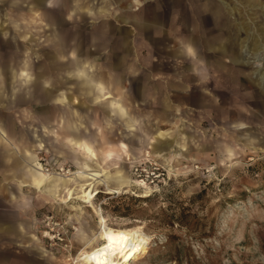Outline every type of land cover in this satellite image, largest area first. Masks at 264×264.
<instances>
[{"label": "rangeland", "instance_id": "rangeland-1", "mask_svg": "<svg viewBox=\"0 0 264 264\" xmlns=\"http://www.w3.org/2000/svg\"><path fill=\"white\" fill-rule=\"evenodd\" d=\"M157 1L95 0L93 7L106 8V14L95 18L82 7L65 21L61 33L76 29L87 35L102 21L121 26L116 17L123 13L149 16ZM170 1L177 22L187 19L188 0ZM230 1L225 4L232 13L246 14V19L239 21L245 27V34L239 36L240 67L227 57L220 59V69L206 71L199 66L198 74L207 77L198 84L193 74L184 90L175 88L179 96L169 94L177 110L169 118H157L153 102L148 111L134 108L132 135L126 136V128L95 106L82 113L88 127L80 131L98 157L107 151L119 153L114 160L116 168L104 162L101 166L106 174L118 170L124 184L102 176L94 181L88 177L83 184L75 162L98 168L96 162L77 148H71L72 154L67 150L61 153V129L56 123L53 148L47 130L34 127L42 144L36 162L45 174H58L63 180L60 184H66L56 196L32 193L37 203L38 244L53 264H81L75 260L82 250L101 246L102 226L123 231L136 246L126 264H264V84L259 82L254 63L264 64V9L243 8ZM19 5L14 9L0 1V62L20 60L32 53L29 61L34 70L44 55L52 54L44 12H55L57 6L49 4L43 10L29 3ZM227 21L232 26L238 22L234 16ZM174 28L177 40L183 30L177 23ZM147 40L133 47L140 70L152 69L151 81L160 88L179 82L173 73L183 61L164 58ZM200 90L207 100L188 98L198 97L194 94ZM59 91L77 95L73 83ZM78 101L75 97V106ZM6 113L21 129L40 124L46 115L45 107L35 104L13 106ZM158 130L166 134L162 139L173 140L172 148L162 155L151 149ZM82 188L85 192L90 189V203L80 197Z\"/></svg>", "mask_w": 264, "mask_h": 264}, {"label": "crops", "instance_id": "crops-1", "mask_svg": "<svg viewBox=\"0 0 264 264\" xmlns=\"http://www.w3.org/2000/svg\"><path fill=\"white\" fill-rule=\"evenodd\" d=\"M94 1L79 0L74 3L76 9H71L67 16L65 15V21L67 22L69 14L76 13L82 7L86 13L92 14L95 18L106 14V8L99 7L96 10L93 7ZM182 1L175 0V2ZM225 1L188 0L190 6L188 17L177 22L178 18L172 13V2L158 0L154 3L149 16L123 13L116 17V21L121 26L102 21L97 26H93L87 35L77 31V49H67L62 55L58 53L51 39H48L52 54L44 55L43 60L34 70V65L29 61L33 58L32 53L29 57L20 59L21 66L10 69L11 84L14 87L12 86V89L9 87V90H7L6 74L2 75L3 70L0 65V264H53L49 254L38 244L37 203L32 193L38 191L45 195L56 196L59 194V189L65 188L66 184L64 182L60 184V181H63L60 177L45 175L40 171L39 163L36 162V151L42 148V144L37 132L33 130L34 127L36 131L47 130L52 138L53 148L56 123L61 129V153L64 154L67 150L72 154L73 149L77 148L85 157L96 162L98 168H91L85 162H75L77 168L81 169L79 174L84 178L83 184L88 177L82 172L95 173L105 177L104 180L109 179L124 184L126 181L119 175L118 170L106 174L101 166V162H104L113 164V168H116L114 160L119 153L107 151L102 158L98 157L80 131V128L86 130L88 127L82 113L86 112L88 106H95V109L105 117L113 119L116 124L126 128V136L132 135L136 123V117L132 114L134 108L139 107L142 111H148L149 105L153 102L156 117L169 118L176 110L169 94L171 92L175 94L174 96L179 94L175 90L176 87L181 91L184 90L193 74L197 75L194 81L201 84L207 77V74H198L201 67L206 71L220 69L222 68L220 59L225 57L240 67L237 52L242 48H240L239 36L245 34V27L240 26L239 21L246 19V14L232 13ZM233 2L243 8L252 5L255 9H264V0H233ZM57 3L58 0L55 2L48 0L46 8L49 4L57 6ZM232 16L238 20L234 26L227 21ZM176 23L180 27L179 30L181 28L183 30V34L181 32L177 40L174 33ZM14 24H17L15 20ZM129 27L134 33H131ZM214 29L217 30L216 33H213ZM67 33L61 34L65 36ZM148 38L151 40L153 50L160 52L164 58L183 61L181 68L173 73L174 78L179 79L176 84L168 82L165 87L160 88L151 81L152 69L140 70L134 59L133 47L142 40L148 41ZM189 48L194 55H189ZM52 55H56L57 64L62 65V68H56L50 62ZM60 59L65 61L60 62ZM70 61H75L73 67H65ZM255 62L259 82L264 84V64H260L258 60ZM81 72L83 76L80 75ZM45 83H49L50 86L45 87ZM68 83L74 84V92L77 95H64L59 91ZM194 95L198 97L188 95V98L198 101L207 100L201 90ZM75 97L79 100L76 106L73 103ZM33 104L45 107L46 115L40 124L37 122L32 128L21 129L12 116L6 115V111L13 106ZM157 118L155 120H158ZM238 127L241 128L243 125L239 124ZM165 135L158 130L153 140L162 139ZM122 149L124 151L123 145ZM123 151L120 156H123ZM110 190L118 189L110 188ZM67 191H70V188L66 189Z\"/></svg>", "mask_w": 264, "mask_h": 264}, {"label": "water", "instance_id": "water-1", "mask_svg": "<svg viewBox=\"0 0 264 264\" xmlns=\"http://www.w3.org/2000/svg\"><path fill=\"white\" fill-rule=\"evenodd\" d=\"M48 0H7L6 3L9 5H13L14 9L20 8V4H32L34 7L39 9H45L47 6ZM79 0H58L57 3V11L50 12L45 11L44 15L47 20V24L49 25V34L51 35V42L57 48V51L60 55H62L67 49H77L78 44L76 42L77 38V30L72 29L70 30L67 35L63 36L61 34L62 26L65 23V15L70 12V10H75L76 8L73 6L74 3H77ZM56 55L50 56V62L54 64L56 68H62V65L57 64V60L55 58ZM76 61V60H75ZM75 61H70L65 65V67H73ZM21 60L13 59L7 61H1L0 65L3 70V74H6L7 82H8V89L11 83V72L10 69H17L21 66ZM62 66V67H61ZM72 74V73H71ZM73 76V75H72ZM39 87V86H38ZM173 140L169 139H154V143L151 144V149L155 154H166L173 146ZM118 183V181H116Z\"/></svg>", "mask_w": 264, "mask_h": 264}, {"label": "bare ground", "instance_id": "bare-ground-1", "mask_svg": "<svg viewBox=\"0 0 264 264\" xmlns=\"http://www.w3.org/2000/svg\"><path fill=\"white\" fill-rule=\"evenodd\" d=\"M39 166H40V171L43 174H45L40 164ZM82 174H84L89 178H92L93 181L95 179L100 178V176L95 173L82 172ZM45 175L55 176V177L57 176L56 178H59L58 174H45ZM41 177L42 176L40 175L39 178ZM87 185H91V183H88ZM84 189L85 188L80 189L82 193L80 197H83L85 199L83 200L84 202L90 203V200L92 198V193L90 189L87 192H85ZM72 192L73 191H71L70 196ZM100 240L102 241L101 246H99L94 250H82L80 254L77 255L78 257L75 260V262L76 263L80 262L81 264H118V262L121 261V263L126 264L128 261H130L132 257L131 253L136 249V246L127 239L125 233L117 229L106 228L102 226L100 231Z\"/></svg>", "mask_w": 264, "mask_h": 264}, {"label": "clouds", "instance_id": "clouds-1", "mask_svg": "<svg viewBox=\"0 0 264 264\" xmlns=\"http://www.w3.org/2000/svg\"><path fill=\"white\" fill-rule=\"evenodd\" d=\"M49 6H51V5H49ZM72 15H74V13L69 14V17L68 18L71 19L72 18ZM191 55H194V52L193 51H192V54ZM80 75L83 76L84 74L81 72ZM49 86H50L49 83H45V87H49Z\"/></svg>", "mask_w": 264, "mask_h": 264}, {"label": "snow or ice", "instance_id": "snow-or-ice-1", "mask_svg": "<svg viewBox=\"0 0 264 264\" xmlns=\"http://www.w3.org/2000/svg\"><path fill=\"white\" fill-rule=\"evenodd\" d=\"M188 53H189V55H191L192 54V50L188 49Z\"/></svg>", "mask_w": 264, "mask_h": 264}]
</instances>
